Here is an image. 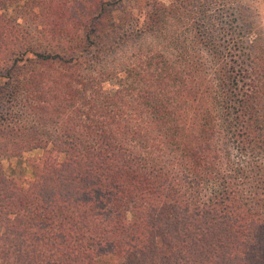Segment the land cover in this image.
<instances>
[{
    "label": "trees",
    "instance_id": "1",
    "mask_svg": "<svg viewBox=\"0 0 264 264\" xmlns=\"http://www.w3.org/2000/svg\"><path fill=\"white\" fill-rule=\"evenodd\" d=\"M83 5L0 0V264H264V77L238 37L253 23L210 29L208 79L159 54L97 65L161 14L117 34ZM34 151L29 178L6 175Z\"/></svg>",
    "mask_w": 264,
    "mask_h": 264
},
{
    "label": "rangeland",
    "instance_id": "2",
    "mask_svg": "<svg viewBox=\"0 0 264 264\" xmlns=\"http://www.w3.org/2000/svg\"><path fill=\"white\" fill-rule=\"evenodd\" d=\"M75 1L78 4H84L85 7H88L86 6L88 2L102 1V8L86 10L87 14L95 21L102 18L103 21H111L118 26L117 34L120 32L121 22L127 25L133 17H139L141 26L152 16L156 17L157 14H161L159 26H154L145 33L143 38L137 39L127 47H122L115 53H105L102 61L97 65H137L138 58L141 59L142 54L151 53V56L162 55L167 65H200L201 69H204L205 77L209 79L217 67L216 60L214 61L209 50L210 46L206 45L208 37L211 36L209 35L210 29L213 27L214 37L221 20H236L243 24L253 23L254 27L244 36L243 33L238 32V37L240 36L239 38L245 45L251 42L253 44V51L249 55L243 54L242 60L245 65H258L264 77V0ZM149 22L150 20L144 26H148ZM233 26L236 32L239 26L237 24ZM107 28L103 30L104 35L114 33V30L110 29V33ZM126 29L125 26L122 31ZM200 35L204 36L201 41L197 40ZM222 44L225 45L223 41ZM19 65H24V63ZM230 153L233 152L230 151ZM38 155L39 152L34 151L24 154L21 158L2 160L6 175L18 181L25 177L29 178L25 162Z\"/></svg>",
    "mask_w": 264,
    "mask_h": 264
}]
</instances>
